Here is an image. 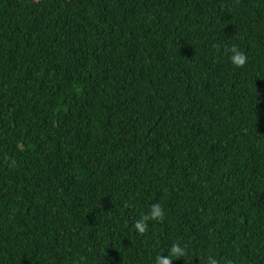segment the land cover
I'll return each mask as SVG.
<instances>
[{"label": "trees", "instance_id": "16d2710c", "mask_svg": "<svg viewBox=\"0 0 264 264\" xmlns=\"http://www.w3.org/2000/svg\"><path fill=\"white\" fill-rule=\"evenodd\" d=\"M176 244L264 264V0H0V264Z\"/></svg>", "mask_w": 264, "mask_h": 264}, {"label": "clouds", "instance_id": "9594fccd", "mask_svg": "<svg viewBox=\"0 0 264 264\" xmlns=\"http://www.w3.org/2000/svg\"><path fill=\"white\" fill-rule=\"evenodd\" d=\"M231 63L234 67L243 68L247 63L246 55L240 51L238 48L233 47L231 49V56H230ZM164 210L161 208L159 204L154 205L151 209L150 215L144 216L141 220H139L135 228L143 234L147 229V221L151 220H162L164 218ZM185 255V250L179 245L176 244L171 248L170 255L165 257H158L156 264H172L174 261L172 257H182ZM214 264V262H213Z\"/></svg>", "mask_w": 264, "mask_h": 264}]
</instances>
